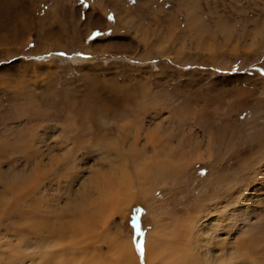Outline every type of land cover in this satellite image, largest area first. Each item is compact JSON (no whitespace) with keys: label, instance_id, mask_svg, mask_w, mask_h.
I'll use <instances>...</instances> for the list:
<instances>
[{"label":"rangeland","instance_id":"rangeland-1","mask_svg":"<svg viewBox=\"0 0 264 264\" xmlns=\"http://www.w3.org/2000/svg\"><path fill=\"white\" fill-rule=\"evenodd\" d=\"M104 135L117 150L142 157L116 164L112 151L104 162L96 157ZM0 146L1 224L25 220L6 212L16 198L28 203L22 186L41 185L47 168L60 167L51 158L65 160L68 149L93 155L79 157V167L59 168L62 199L71 185L101 208L93 210L95 222L83 220L78 200V231L67 236L75 246L64 240L48 247L61 250L56 264H175L186 253L198 264H225L232 246L240 264H264V237L249 240L264 226V203L247 206L264 196V0H0ZM33 148L41 160L36 176L34 160H26ZM172 150L187 157H169ZM158 162L163 174L156 181L136 176ZM115 164L120 170L105 174ZM169 169L185 173L176 181L165 176ZM77 171L81 178L72 183ZM219 174L235 175L240 187L216 181ZM219 184L225 193L211 202L225 201L220 216L203 206L212 215L190 221L193 212L185 209ZM238 187L232 211L229 192ZM115 193L120 200L113 204ZM213 216L218 223L211 224ZM17 226L31 230L22 221ZM13 228L1 231L0 264H44L43 248L23 247L28 238ZM204 239L220 241L210 247L220 250L215 260L223 259L202 256ZM121 246L131 253L127 260Z\"/></svg>","mask_w":264,"mask_h":264},{"label":"bare ground","instance_id":"bare-ground-1","mask_svg":"<svg viewBox=\"0 0 264 264\" xmlns=\"http://www.w3.org/2000/svg\"><path fill=\"white\" fill-rule=\"evenodd\" d=\"M90 127H91V125H90ZM128 130H129L128 128H125V132L128 131ZM76 137H75V140L80 139L79 137L78 138H76ZM64 140L66 141L67 138L64 139ZM111 140L112 139L111 138H108L106 135H104L103 137L101 136L99 139L96 140L97 141V144L96 145L98 146L97 147L98 154H97L96 157L101 158L103 161L104 160L111 161V152L112 151H117L118 152L117 153L118 155H116V156H117V158L119 160L117 159L118 161H115L116 164H118V162L120 161V159H123V157H124L125 160H127V159L130 158L132 164H136L137 163L136 158L137 157H142L141 152L138 151V150H135L136 153H132V154H127V153L123 152V150H120V148H118L119 150H117V147H115V145H113V142L110 143ZM217 140H218V142L221 140L220 135H219V137H218ZM166 146L169 148L171 146V144H168V145L166 144ZM85 147H89V145H85ZM0 148H1V146H0ZM75 150L77 151L78 149H70V150L68 149L69 157L67 156L65 160L59 161L57 159L52 160V158H51L50 162H54L55 164L58 163L59 165L61 163V165L56 170H53L51 168H49V169L47 168V170L45 171V173H46V176L45 177H47V179H46L47 181H43L41 185L40 184L37 185V181H34L35 184H33V186H31V187L30 186H28V187L22 186V185H25L28 182L23 183V184L22 183H19V185L22 186L27 191V193H26L25 196L28 199V201H27L28 203L27 204L26 203H22V202L19 201L18 198H16V199L13 200L12 205L9 207V209L7 210L6 213H12V212L14 213L15 212V214L17 213V215H18V217L20 219L25 218V220H12L8 224H1V222H0V235H1V231L2 230H8V227L11 226V227H14L13 228L14 231L16 230L17 232H21L19 234L24 235V237L26 235V237L28 238L27 239V242L24 244L23 247H28L27 249H30L32 246L33 247L35 246V248H38L39 247L38 249H42L43 248L42 251H41V259L42 260L40 258L39 259L44 264H48V263L56 264L55 259H56L57 255L60 254L59 252L61 251L60 249H58V250H56V249H49L48 247H58L59 248L64 243L66 244V241H67V244L66 245H68L69 247L72 248V247L75 246L76 242L71 241L70 239L67 238V236H69V235L70 236H75L76 233H77V231H78V213H77L78 208H77V205H78V200L79 199H80V204L83 203L82 204L83 205V214L81 215V219H83V220H84L85 216L88 215L95 222L96 221L95 220L96 215L93 212V210H94V208H101V206H100V204L98 203L97 200H94V202H93V198L91 196L83 195V197H80L79 190H74L76 192H73L72 187H70L71 185L68 186L69 187V189H68L69 191H67V193H66V195H65V197L63 199L60 196L61 194H63V192H57L55 190L57 186H61L60 185L59 178L61 177L62 170H60L59 168L64 169V165H67V166L70 165L69 168L76 167V166L79 167L80 162L82 160V158H79V157H84L87 160H89L88 158L93 159V155H91L89 153H86V152L78 153V154H80V155H78ZM36 151L38 152L39 150H36ZM143 151H145L144 148H143ZM175 151L176 150H172V153H169L168 152L169 153V157H172V156L175 157L177 154H179L180 156H183L182 153H180V152L178 153L177 151L176 152ZM30 154L31 155L29 157H27L26 160H29V159L34 160V167L31 169V172H34L33 176H36L38 174V172H39L38 171V166H39V162H41V160H38L39 154L36 155L35 148L32 149V151H31ZM189 154H190V152L188 153V156H189ZM183 157H187V155L186 156H183ZM98 160H100V159H98ZM71 161H72V163H71ZM25 162L28 163V161H25ZM166 162H167L166 163V167H167V165H169V162L168 161H166ZM103 163L101 165L108 164V163H106V164H103ZM160 163L161 162H158L157 163L155 169L152 168V172H150L148 169L147 170H144V171H139V172L137 171L136 172V176L138 178H140L145 183H152L153 181H156L163 174L161 172L162 169L159 167ZM116 164L115 165H112V166L111 165H108V168H105V169L103 168L106 171L105 174H110V173H113L114 174V173L118 172L120 170V168H119V166L117 168ZM94 165H95V163H94ZM96 165H97V167H99L100 164H96ZM169 170L166 171L165 176L167 178H170V179H174V180L176 179V181H178V179H182L183 176L180 175L181 173H185L181 169H171L170 171ZM66 171H67V169H66ZM74 171L76 172V170H74ZM153 171H155V173H153ZM171 172H173V174H171ZM127 175H129V177L132 176L129 173ZM256 177H257V170H256V173L249 174V176L244 177V178L246 179L247 182L249 180H252V182H253ZM56 178H58V182L57 183H54L53 181ZM80 178H81L80 171H77V175L75 174L74 176H72L71 181L73 183V182H76L77 180H79ZM216 178L218 179V180L216 179V181H228V182H231L233 180L236 183H238L237 185H239V187H240L241 180H239L238 177H235V175L234 176H231V179H230L227 176H223V174H219ZM31 180L32 179H30V181ZM64 181H66V180H64ZM258 182H260V181H258ZM260 184L261 183L255 182V183H253L252 187H256V189H260V186H261ZM83 187L85 188V186H83ZM178 187H180V186H178ZM222 187L223 186L221 184L217 185L216 188H215V190L212 192V195L211 196H207L205 199H203V201H205V204H202L203 201H202V198H200L199 201H197V203L194 206H190V207H187L185 209L186 213L188 212V210H191L193 212V214H191V216H193L195 220H192L191 219L190 221H194V223L197 222V221L199 222V219H202L203 220V219L206 218L207 215H209V214L212 215L211 212H209L208 210L204 209L203 206L213 208L215 214L217 213L220 216V213L222 211H220L219 208L220 207L221 208H225L226 207V205L224 203L225 201L223 200L224 202H219V205H220V207H219L218 206V203H215L214 201L211 202V199H213V197H216L217 195H222V194L225 193V191H223L221 189ZM239 187L236 188V193L235 192H229L232 195L230 196L231 199H229L228 205H231L232 206L231 207L233 209L232 211H235L236 207L240 203V200L238 201V197L240 196V193H241V190L242 189L239 188ZM51 192L52 193H55L54 194L55 196H54L53 199L52 198L50 199V193ZM7 193H9V188H4L3 191H2V195L5 196ZM129 194H131V193H129ZM129 194H127V192L125 193V195H129ZM155 194H156V192L154 190L151 193H146L145 195H148V197L151 196L148 199V201H146V203H149L150 204L151 202H153L155 200V198H156L155 197ZM166 194H167V192H166ZM162 199H165V198H162ZM119 200H120V194L115 193L113 195V204L116 203V202H118ZM256 203L257 204L258 203L259 204H261V203L263 204L264 203V196L257 197L255 200L251 201L249 203V205H247V206H249V207L250 206H253L254 207L256 205ZM25 204H26V207H25V209H23V207L25 206ZM0 205H1V203H0ZM149 207H150V205H149ZM61 211H63V214H61ZM196 213H198L199 215L196 214ZM15 214H12L10 216H14ZM64 216L68 217V219L65 220V217ZM199 216H200V218H199ZM43 217H44V219H43ZM20 221H22L23 223L27 224L28 227L31 224V230H30V232L28 231V228H18L17 224ZM211 221L213 222L211 224L218 223L219 222L218 221V216L217 217L216 216H213L211 218ZM188 222L189 221H187V223ZM191 223H193V222H191ZM84 224L86 225V222ZM204 227H206V226L205 225L202 226L200 228V230L203 229ZM197 230H198V228H197V225H196V231ZM257 231L258 232H254L249 237V240L251 242L253 241V239H254V237L256 235H259L260 237H264V226H262L261 228H259ZM89 232H90V230H89ZM11 233L12 234H15L14 232H11ZM178 234H180V233L178 232ZM184 235H185V233H184ZM61 240H62V242H61ZM64 240H66V241L64 242ZM186 240H187V238H186ZM260 241H264V239L261 238ZM215 244H220V241H217L216 242V241H211V240H205V243H204V246L205 247L202 249L203 250L202 256H204L207 260L213 259L214 262L223 259V257L220 256L218 258V260H215L217 258V256H218L217 254H219V252H220L219 249L213 248V246L210 247V245H215ZM195 245H197V244H195ZM129 246H130V243H129ZM170 246H172V245H170ZM177 246H180V245L178 244ZM198 246L201 247L200 244ZM44 247H46V248H44ZM161 247L162 246H160L156 251L160 250L159 253H158L159 254L158 258H160V261H163L162 260L163 259V253L162 252L164 251V246L162 248ZM173 247H174V245H173ZM185 247H187V246H185ZM234 247L233 246L232 247H229L227 249L229 251L224 252L225 254H227L226 257H229L228 262L225 263V264H240V260H239L240 258L239 257H241V255H240L239 248L237 246H234ZM125 248H124V246H121V250H122V255L121 256L124 259L127 260L129 258V254L131 256V253H130V251L128 252L127 249H125ZM202 250H200V251H202ZM184 251L186 252V250H184ZM231 251H233V252L231 253ZM209 253H211L210 256H209ZM186 254H187V256L186 255H182V254H181L182 256H180V257L177 256L174 259V262L173 263H175V264H192V262L194 260V257L193 256H189V253H186ZM199 255H200V252H199ZM166 260H167V258H166ZM223 262H224V260H223ZM19 264H21V262ZM193 264H198V261L197 260H194Z\"/></svg>","mask_w":264,"mask_h":264},{"label":"crops","instance_id":"crops-1","mask_svg":"<svg viewBox=\"0 0 264 264\" xmlns=\"http://www.w3.org/2000/svg\"><path fill=\"white\" fill-rule=\"evenodd\" d=\"M110 10H108L106 13H108ZM105 13V14H106ZM107 23V22H106ZM111 24V23H110ZM58 33V32H57ZM87 47H91L90 44L87 46ZM92 48V47H91ZM106 48V47H103V49ZM86 52H89V53H92V51H86Z\"/></svg>","mask_w":264,"mask_h":264},{"label":"snow or ice","instance_id":"snow-or-ice-1","mask_svg":"<svg viewBox=\"0 0 264 264\" xmlns=\"http://www.w3.org/2000/svg\"><path fill=\"white\" fill-rule=\"evenodd\" d=\"M137 249L140 250V251H142V249H141L139 243H137Z\"/></svg>","mask_w":264,"mask_h":264},{"label":"water","instance_id":"water-1","mask_svg":"<svg viewBox=\"0 0 264 264\" xmlns=\"http://www.w3.org/2000/svg\"><path fill=\"white\" fill-rule=\"evenodd\" d=\"M140 245H141V242H140Z\"/></svg>","mask_w":264,"mask_h":264}]
</instances>
